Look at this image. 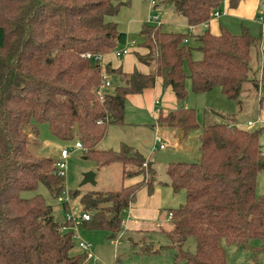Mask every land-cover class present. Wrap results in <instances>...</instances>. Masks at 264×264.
Listing matches in <instances>:
<instances>
[{
    "label": "trees",
    "instance_id": "16d2710c",
    "mask_svg": "<svg viewBox=\"0 0 264 264\" xmlns=\"http://www.w3.org/2000/svg\"><path fill=\"white\" fill-rule=\"evenodd\" d=\"M220 1L155 0L154 7L171 5L187 26H196L208 21ZM127 3L0 0V264H82L86 253L73 241V226L120 232L121 214L136 191L144 185L151 193L156 179L148 160L142 167L145 159L135 150L96 148L108 125L123 123L127 95L140 94L160 78L162 86H169L182 100L184 81L189 79L192 93L218 87L239 109L240 96L259 87L258 101H264V65L257 77L249 75L256 39L246 28L232 34L224 28L211 33L205 27L191 34L164 30L161 24H142L139 31L146 52L135 56L149 70L124 73L103 66L105 74L119 83L98 100L94 90L101 66L83 55L107 54L124 43L125 34L106 17ZM189 39L197 42L200 51L195 60ZM41 123L58 140L75 138L97 167L119 163L123 178L142 174L146 182L114 191H67V202L62 201L64 178L56 174V159L36 156L28 148L29 140L37 145ZM155 123L182 133L199 127L194 110L186 107L159 114ZM255 130L230 122L204 124L198 133L199 159L167 164L168 184L175 192L184 191V203L168 209L169 229L159 230L170 241L171 264H227L221 241L253 254L264 251V182L262 194L254 190L256 175L264 170V154ZM38 184L58 199L64 212L61 221L40 194L21 195ZM75 198L80 206L76 215L87 213L88 220L64 219L68 200ZM187 237L194 240L193 252L183 247ZM253 240L259 242L257 246H250ZM143 246L144 254L158 252L150 244Z\"/></svg>",
    "mask_w": 264,
    "mask_h": 264
},
{
    "label": "rangeland",
    "instance_id": "374dc122",
    "mask_svg": "<svg viewBox=\"0 0 264 264\" xmlns=\"http://www.w3.org/2000/svg\"><path fill=\"white\" fill-rule=\"evenodd\" d=\"M155 1V0H154ZM150 0H128L127 4L120 5L116 14L112 17H106V20L112 21L117 30L125 33V46H129L128 54L121 57H115L112 53H107L110 60L115 64H121L122 69L118 70H132L133 68L140 69L141 66L145 67L148 71L149 67L139 62L136 59L137 52H143V48L140 43L143 40L140 34V28L142 24H146L145 20L147 15L153 11L159 13L162 21L161 27L164 30L180 33L201 32L205 25H196L192 31L188 30L187 25L183 18L175 13L171 5L160 4L153 8H150ZM224 1H220L219 11L220 14L213 19L212 24L219 23L229 30V32H238L239 25L245 27L249 33L256 39L257 45L259 31L261 27L258 23L253 21H246L239 19L232 15L223 14ZM157 8V9H156ZM262 12L264 16V0H259V12ZM210 19V20H211ZM209 20V21H210ZM148 25V24H147ZM211 28V27H210ZM189 36V34H188ZM135 41V44L130 45L131 41ZM189 47H191V59H197L200 57V51L197 48V42L194 40H188ZM124 44L120 45L122 48ZM255 48H252L250 54V76H258L260 71V58H256ZM144 53V52H143ZM104 62L103 59L101 63ZM103 64V63H102ZM109 67H111L109 65ZM116 69V68H115ZM184 69L187 72V66L184 64ZM110 81V88L119 83L118 78L112 75H107ZM188 80L185 79V83ZM261 93V87L257 91L250 90L246 94H242L240 99L242 100L241 109L236 105V101L226 99L220 92L218 87H213L207 92L202 94H187L184 99H176V106H190L194 110L196 123L202 124L211 123L217 121L220 116H230L231 118L223 120L224 122H230L236 114L239 119L246 120L241 123V128L246 127L247 119H254L256 106L251 107L250 103H254V97L256 94ZM248 95V96H247ZM253 95L254 97L250 96ZM249 97V98H248ZM157 107L162 101L161 96L157 97ZM248 98V99H247ZM264 104V101L261 103ZM151 114L143 111L136 110L129 101L124 102L123 111V125L110 124L107 127V133L96 145L97 149H112L123 150L124 152H133L137 150L144 159H148L154 169L155 178L157 181H167L165 168L169 162L178 161H197L199 159L198 152V133L199 129H192L184 132L183 136L181 130L177 128L159 126L154 124V118ZM222 122V121H217ZM150 124H154L153 127ZM238 126V125H237ZM239 126V127H240ZM245 126V127H244ZM258 126V123L256 124ZM38 135L36 137L37 145L33 146L31 140H29L28 148L36 156H48L56 159V155L61 149H67L68 157L65 159L64 167V191L78 190L80 193L88 191H114L122 187L124 178L122 177L121 165L119 163L110 164L108 167H97L95 162L84 155V151L81 149H75V138L62 141L55 138L49 131L45 123L38 124ZM247 130H255L253 128L246 127ZM258 130V144L260 150L264 153V130ZM256 131V130H255ZM158 134L159 140H155V134ZM182 136V137H181ZM163 143V149H156L155 152L151 151L154 144ZM86 171L94 172V184L85 183L80 185L82 175ZM135 171V170H134ZM137 175L133 173L131 176ZM140 180L146 182V175L140 176ZM264 182V170L258 172L255 178V194L260 195L263 191ZM34 194H40L44 201L51 205L52 212L55 216L63 215V210L58 202V199H54L50 196L47 189L38 184L32 191L23 192V197H30ZM68 210L70 214L76 215L80 210V206L77 205V198L68 200ZM166 215V213H164ZM124 216L121 214V220ZM73 241L81 239L91 244V254L94 260L91 262L84 261L82 264H171V254L168 245L169 239L158 230H142V231H124L123 229L117 233H110L103 229H89L82 226L80 223L74 225L73 229ZM111 236V237H110ZM110 237V238H109ZM258 241L253 240L250 242V246H257ZM150 244L152 250H156L157 253L144 254L141 249L143 245ZM225 254V260L227 264H264V251L251 252L250 249H241L235 247V245L227 244L224 241L220 242ZM184 249L189 252L194 250V240L192 237H187L184 245ZM252 257V258H251ZM254 257V259H253Z\"/></svg>",
    "mask_w": 264,
    "mask_h": 264
},
{
    "label": "crops",
    "instance_id": "0c3cea01",
    "mask_svg": "<svg viewBox=\"0 0 264 264\" xmlns=\"http://www.w3.org/2000/svg\"><path fill=\"white\" fill-rule=\"evenodd\" d=\"M231 0H225L224 1V7H223V14L224 15H232L235 17H238L239 19L246 20V21H253L254 23H258L261 27V31H259V35H263L260 37L257 41V45L255 46V52H256V58H260V70L262 66L264 65V25L261 24V18L262 12H259V0H237V2L234 5L230 4ZM157 9V8H156ZM213 19L208 21L206 24V28L211 33H217L220 28H224L229 32L227 28L220 25L219 23L217 26L215 24H212ZM189 29V26H187ZM211 27V28H210ZM245 27L239 25L238 32L241 31ZM238 32H231L232 34H236ZM125 34V33H124ZM125 46V41H124ZM135 41L133 43H130V45H134ZM116 48H120V45H118ZM129 48V46H128ZM144 49V48H143ZM143 52L145 53L146 50L144 49ZM143 52H137L138 54H143ZM113 54V52H110ZM128 54V53H126ZM125 55V54H124ZM113 56H115L113 54ZM116 57V56H115ZM121 57V56H120ZM102 59L104 62H102L103 66L110 65L113 69L115 68H121V64H115L110 60V57L107 56V54L102 55ZM136 69V68H133ZM132 69V70H133ZM132 70H121L124 73H129ZM141 73H146L145 67L141 66L140 69H136ZM185 83L184 81V87L186 89L187 94L190 93V81ZM249 88V87H248ZM192 93V92H191ZM195 94V93H192ZM202 94V93H196V95ZM161 96V99L163 103L161 102L160 105L157 107V103L155 101L158 99V96ZM260 93L256 94L254 97L253 95H250L254 97V103H250L251 107L256 106V112L254 119H247L248 121L257 122L258 126H252L253 129H260L264 130V104L262 105L260 101H258ZM248 96V95H247ZM249 98V97H248ZM247 98V99H248ZM129 101V103L138 110V112L143 109L146 110V113L151 114V118H154V124L156 117L159 114L165 115L170 111H173L178 108H191L190 106H176L177 103L175 101V96L173 92L171 91V88L169 86H162V82L160 78H156L154 81V85L151 88H148L141 92L140 94H129L125 97V102ZM158 101V100H157ZM234 101V100H233ZM234 115V118L231 119V123L236 124L238 126L241 125V123L244 124L242 120L239 119V116L236 114H230ZM221 118H218L217 121L224 122L225 120L231 118L230 116H220ZM224 120V121H223ZM213 121L211 123H205V124H212V123H222ZM204 120L202 124H199L198 126L201 127L204 125ZM154 124H150L151 127H153ZM118 125V124H117ZM121 125V124H119ZM123 125V123H122ZM242 126V125H241ZM240 126V127H241ZM198 127V129H199ZM245 127V126H244ZM246 128V127H245ZM107 133V129H106ZM182 133V131H181ZM155 134V133H154ZM184 133H182L183 136ZM106 135V134H105ZM181 136V137H182ZM105 137V136H104ZM103 137V138H104ZM156 145V144H154ZM259 145V144H258ZM260 148V145H259ZM112 150V149H111ZM116 151V150H115ZM137 153H139L137 150H135ZM261 151V150H260ZM262 153V152H261ZM140 154V153H139ZM264 154V153H263ZM141 155V154H140ZM57 158V155H56ZM148 160V159H147ZM112 165V164H111ZM109 166V165H108ZM104 166V167H108ZM141 174H137L134 176H129L124 178V182L122 183V186H128L133 183L139 182ZM156 179V178H155ZM184 203V191L179 190L177 192L173 191L171 186L168 184V180L164 182L155 181L152 186L151 193H147L146 186H140V188L135 193V198L132 203H130L129 207L125 209L122 214L124 216L123 218V224L122 229L124 231H142V230H168L169 229V218H168V209H174L177 208L179 205ZM166 213V215H164Z\"/></svg>",
    "mask_w": 264,
    "mask_h": 264
},
{
    "label": "built area",
    "instance_id": "2783aa9c",
    "mask_svg": "<svg viewBox=\"0 0 264 264\" xmlns=\"http://www.w3.org/2000/svg\"><path fill=\"white\" fill-rule=\"evenodd\" d=\"M221 1H225V0H221ZM150 4V8H153L154 5H155V1L154 0H150L149 2ZM220 14V11L219 9L215 8L214 10H212L210 13H209V19L208 21L211 19V18H216L218 17ZM208 21L203 24L206 26V24L208 23ZM145 23L146 24H151V25H159L162 23L161 19H160V16H159V13L157 11H153L152 13H150L149 15H147V18L145 20ZM261 24L264 25V16L261 18ZM194 26H189V31H192ZM185 41V39H184ZM134 41L132 40L130 43H133ZM129 48L127 46H123L122 48H115L112 52L113 54L116 56V57H120L124 54H126L128 52ZM84 58H87V59H91L92 61L98 63L100 66H101V71H100V83L99 85L95 88L94 90V95L96 96V98L98 100H102L103 96H104V93L106 90L109 89L110 87V81L109 79L107 78V75L105 74L104 70H103V65L101 63V60H102V55H98V54H90V53H85L84 55ZM155 103H157V101H155ZM257 122H252V121H247L246 122V127L248 128H251L252 126H256ZM155 140L158 141L159 138H158V134L155 133ZM74 148L75 149H81L82 150V147H81V144L78 143V142H75L74 143ZM164 148V145L163 143H159L157 145H154L152 148H151V151L155 152L156 149H163ZM68 151L67 149H61L60 152L58 153L57 155V158L54 162V166H55V170H56V174L60 177H63L64 176V167H65V159L68 157ZM146 161L147 159H145L141 166L142 167H146ZM62 201H65L67 202V193L66 191H62V197L60 198ZM168 218L170 217V213H168ZM89 216L87 213H81L79 215H73V214H70L69 212L65 213L64 214V219L66 220H74V219H78L79 221H83V220H88ZM121 225L123 224V221L121 220ZM73 229H74V226H73ZM72 229V230H73ZM74 235V233H73ZM72 235V236H73ZM75 244L77 245V247L86 253V261H93L94 260V257L92 256L91 254V244L86 242V241H83L81 239H77V241L75 242Z\"/></svg>",
    "mask_w": 264,
    "mask_h": 264
},
{
    "label": "water",
    "instance_id": "95a60500",
    "mask_svg": "<svg viewBox=\"0 0 264 264\" xmlns=\"http://www.w3.org/2000/svg\"><path fill=\"white\" fill-rule=\"evenodd\" d=\"M85 183H90V184H94L95 183V181H94V172H92V171H86V172L83 173L82 179L80 181V185H83ZM61 220H62V216L60 215L58 217V221H61Z\"/></svg>",
    "mask_w": 264,
    "mask_h": 264
}]
</instances>
